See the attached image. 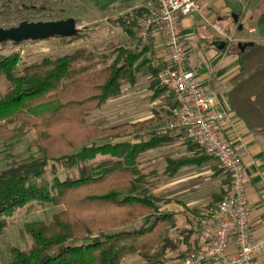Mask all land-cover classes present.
Here are the masks:
<instances>
[{"label": "trees", "instance_id": "trees-1", "mask_svg": "<svg viewBox=\"0 0 264 264\" xmlns=\"http://www.w3.org/2000/svg\"><path fill=\"white\" fill-rule=\"evenodd\" d=\"M117 23L126 30L134 28V22L126 19ZM255 28L264 38V1L257 8ZM83 37L80 32L75 38L60 40ZM7 44L16 45H0ZM113 53L111 64L98 71L94 69L99 63L86 50L22 68L18 55L0 57V78L8 83L0 97V142L32 130L36 135L32 145L39 152L38 158L0 170V235L7 220L31 203L62 208L49 223L25 226L30 249H13L7 264H121L134 255L144 264H166L168 255L184 260L200 251L198 230L179 229L175 215L162 212L157 199L140 195L147 185L140 157L188 137L152 133L146 141L129 142L125 139L142 130L140 123L101 128L85 122L90 112L140 78H149L154 97L166 91L157 79L162 69L151 67L144 52L119 47ZM238 66L228 93L233 114L248 131L264 129V46L239 51ZM104 139L107 142L98 144ZM193 147L197 154L191 158L167 159V174L173 176L181 168L199 167L211 159ZM50 163L75 172L64 180L54 176L48 184ZM225 175L226 188L211 196L208 212L226 196L230 180ZM137 221H142L138 228L128 229ZM193 235L197 238L191 242Z\"/></svg>", "mask_w": 264, "mask_h": 264}, {"label": "rangeland", "instance_id": "rangeland-1", "mask_svg": "<svg viewBox=\"0 0 264 264\" xmlns=\"http://www.w3.org/2000/svg\"><path fill=\"white\" fill-rule=\"evenodd\" d=\"M262 1L264 0H252L250 18L241 24L242 31L236 32L230 38L229 43L234 45L236 54L240 51L237 44L253 42L256 45L264 46V38L259 36L255 28L257 10L254 8L259 7ZM243 5L246 4L243 2ZM92 8V0H0V29L2 30L16 28L22 23H46L73 19L77 29L84 36L83 39L73 42L50 39L20 45H0V57L16 54L20 59V68H22L25 65L39 63L46 58L56 60L77 50H86L95 57V62L99 63L94 69L95 71L110 65L114 58L113 52L120 42L117 38L118 31L114 26L105 25L98 12L91 13ZM7 88V81L0 78V97ZM171 96L166 90L162 96L154 97L153 92L149 89V81L140 78L134 86L124 87L118 97L108 100L100 109L90 112L85 122L89 125L97 124L101 128H112L124 123H140L142 130L134 136L126 138L125 141H146L149 134L161 133L171 120L169 112V105L173 100ZM252 132H257L260 135L262 145H264V129H255ZM136 137L139 138L136 139ZM35 140V133L25 129L20 138L0 142V170L13 164L38 158V149L32 145ZM105 142L107 139L98 142V144ZM193 146L195 145L185 138L172 146L152 150L142 155L138 160L139 168L147 176V185L140 195L157 199L162 212L167 210L168 198L179 192L180 187L177 183L178 179H176V177H180L179 173L187 176V180L183 183L185 188H193L195 184L200 187L199 199L202 197L204 204L210 197L208 194L212 190L215 191L214 179L220 178L219 182L221 183L219 190L214 194L219 193L221 187L226 188L227 176L213 159H208L199 167L193 166L177 171L173 176L167 174V159L191 158L197 154V150ZM202 155L204 154L202 153ZM74 172V169L70 170L50 163L45 181L51 184L54 176L59 180H64ZM61 210V207L31 203L14 213L7 220V228L0 235V263L7 264L12 260L11 251L13 249L20 251L30 249L31 240L25 232L27 224L49 223L52 217ZM197 211L198 214H196ZM189 213L192 220L197 222L207 215L208 211L205 207L203 211L196 210L194 214L193 212ZM141 224L142 221H137L128 229L138 228ZM172 237L175 238L176 233L173 232ZM182 261L177 255L171 254L167 256L165 262L166 264H182ZM121 264H144V261L134 255L126 258Z\"/></svg>", "mask_w": 264, "mask_h": 264}, {"label": "built area", "instance_id": "built-area-1", "mask_svg": "<svg viewBox=\"0 0 264 264\" xmlns=\"http://www.w3.org/2000/svg\"><path fill=\"white\" fill-rule=\"evenodd\" d=\"M198 1L152 0L140 22L143 40L152 28L159 30L167 55V66L157 79L159 86L172 95L174 106L169 110L171 120L161 133L185 134L201 153L219 164L230 180L223 201L197 221L200 251L187 255L182 264H261L264 239L254 241L250 232L247 165L243 161L246 146L234 132L230 114L215 107L214 94L207 92L188 66L181 21L196 11ZM230 244L234 246L232 255L228 254Z\"/></svg>", "mask_w": 264, "mask_h": 264}, {"label": "crops", "instance_id": "crops-1", "mask_svg": "<svg viewBox=\"0 0 264 264\" xmlns=\"http://www.w3.org/2000/svg\"><path fill=\"white\" fill-rule=\"evenodd\" d=\"M243 2L246 5H243ZM92 4L91 13L98 12L105 25L116 27L117 38L120 41L117 48L127 47L144 52L145 58L153 68L163 69L167 66L166 50L159 30L152 28L145 40L140 37V22L150 9L152 0H92ZM252 5V0H199L196 11L181 21V29L189 68L207 92L214 94L215 107L230 114L234 132L246 146L243 161L247 165L246 194L251 219L250 232L252 239L259 241L264 239V145L257 132L248 131L244 124L235 118L228 99V93L232 88L230 82L239 72L238 54L234 52V45L228 40L236 32H240L238 26L250 18ZM254 8L257 10L258 7ZM234 15L238 16V23L234 22ZM120 19L134 22V28L126 30L117 23ZM218 41L227 43L223 51L217 50ZM146 71L145 69L144 72ZM182 169L185 168L179 169L178 172ZM179 175V178L176 177L180 187L179 192L168 198L166 211L175 215L179 229L193 228L196 231L197 222L192 220L189 212L194 214L196 210L205 209L211 196L221 186L220 178L214 179L215 191L212 190L208 194L210 197L204 204L202 197L199 199L200 187L195 184L193 188H185L183 183L187 180V176L180 173ZM196 238L197 235H193L191 242ZM233 253L234 246L230 244L228 254ZM259 261L264 264V254L259 257Z\"/></svg>", "mask_w": 264, "mask_h": 264}, {"label": "water", "instance_id": "water-1", "mask_svg": "<svg viewBox=\"0 0 264 264\" xmlns=\"http://www.w3.org/2000/svg\"><path fill=\"white\" fill-rule=\"evenodd\" d=\"M233 20L238 23V16L234 15ZM242 25L238 26V31H242ZM80 30L76 27L73 19L60 20L46 23H22L16 28L8 30L0 29V44L14 43L20 45L27 42H42L50 39H72L79 35ZM253 42L238 44L241 53L246 49L253 48ZM227 46L226 42H216V48L223 51Z\"/></svg>", "mask_w": 264, "mask_h": 264}]
</instances>
